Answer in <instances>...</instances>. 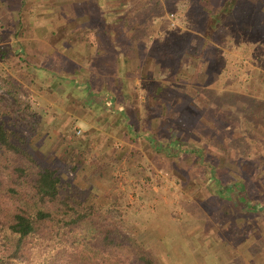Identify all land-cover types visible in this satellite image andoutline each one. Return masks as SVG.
Returning a JSON list of instances; mask_svg holds the SVG:
<instances>
[{"label": "rangeland", "instance_id": "374dc122", "mask_svg": "<svg viewBox=\"0 0 264 264\" xmlns=\"http://www.w3.org/2000/svg\"><path fill=\"white\" fill-rule=\"evenodd\" d=\"M36 2L0 0L3 75L14 74L9 51L40 64L18 40L42 30L34 23ZM125 2L105 12L112 34L123 39L116 65L122 80L104 89L98 80L92 105L85 90L53 80L38 65L41 82L20 83V96L27 92L42 124L32 137L37 159L98 203L116 197L120 228L156 264H264V208L237 205L247 196L264 199V0L239 1L215 28L208 24L222 0ZM169 13L177 24L170 25ZM251 87L263 102L244 99ZM0 94L11 101L2 88ZM126 115L134 133L126 132ZM151 138L174 139L175 153L156 150ZM195 146L203 155L184 151ZM70 154L75 170L64 166ZM199 160L213 162L222 181ZM233 178L243 180L248 195L229 193Z\"/></svg>", "mask_w": 264, "mask_h": 264}, {"label": "trees", "instance_id": "16d2710c", "mask_svg": "<svg viewBox=\"0 0 264 264\" xmlns=\"http://www.w3.org/2000/svg\"><path fill=\"white\" fill-rule=\"evenodd\" d=\"M110 1L113 0H107L109 7ZM119 1L127 4L126 0ZM239 1L242 0H222L210 17L214 24L209 23V28H215V23H220ZM111 8L113 11L122 9ZM251 18V21H257L253 15ZM107 30L112 33L110 26ZM113 34L117 39L121 35ZM10 52L8 58L14 74L0 73V88L11 97L8 101L0 94V264H156L148 249L120 228L118 211L114 212L119 203L116 197L106 204L98 203L88 191L81 192L78 183L61 176L58 167L39 162L32 137L42 124L27 92L20 96L19 85L23 81L40 83L44 74L35 72L39 68L27 59ZM259 74L263 75L260 71ZM260 87L264 88V85L260 84ZM121 89L123 93L125 90ZM250 89L244 99L263 102L252 93L255 88ZM129 118L132 117L126 115L123 124L127 127L126 132L131 134L135 132V124ZM150 140L156 150L167 155L175 153L172 150L174 139L165 144L157 138ZM200 150L199 146L184 148V151L202 154ZM201 162L210 164L215 173L213 162L199 160ZM64 166L72 170L77 168L71 154ZM215 175L222 181L217 173ZM233 180L236 182L230 184L229 193L248 195L243 180ZM246 199L247 203L237 204L240 211L244 207L247 210L243 211L264 208V199L250 200L249 196Z\"/></svg>", "mask_w": 264, "mask_h": 264}, {"label": "crops", "instance_id": "0c3cea01", "mask_svg": "<svg viewBox=\"0 0 264 264\" xmlns=\"http://www.w3.org/2000/svg\"><path fill=\"white\" fill-rule=\"evenodd\" d=\"M28 1L32 2V0ZM36 1L38 2H36L38 5L35 3L37 17L34 23L36 26L41 25L42 30L34 36L25 34L18 40L25 45L26 50H33L36 52L35 55L40 57V64L36 66H40L41 72L50 73L49 76L53 80L57 79L56 81H61L65 83L64 85L76 84V88L86 91L87 96L84 93V99L87 100L88 105H92L91 101L94 100L91 98L92 91L96 89L91 86H94L98 80H101L98 89L110 88L108 83L114 81L118 83L122 80L116 68V65L121 67L122 63L121 37L117 39L115 34L107 30L108 20L105 17L107 0ZM118 1H110L111 7L120 6ZM39 5L40 10L37 8ZM48 10L50 15L54 14L55 17L52 15L45 20L49 15ZM39 12L42 14L40 17H38ZM107 43L111 47L110 51L107 50ZM79 58L83 61L78 60ZM63 83L60 85L62 89L65 87ZM109 100L104 101L107 110L110 108L107 103ZM115 121L116 116L109 120L110 124Z\"/></svg>", "mask_w": 264, "mask_h": 264}, {"label": "built area", "instance_id": "2783aa9c", "mask_svg": "<svg viewBox=\"0 0 264 264\" xmlns=\"http://www.w3.org/2000/svg\"><path fill=\"white\" fill-rule=\"evenodd\" d=\"M168 19H169V23H170L171 26L174 25V24H177V21H175V19L173 17V13H169ZM76 132H78V129L76 130Z\"/></svg>", "mask_w": 264, "mask_h": 264}]
</instances>
